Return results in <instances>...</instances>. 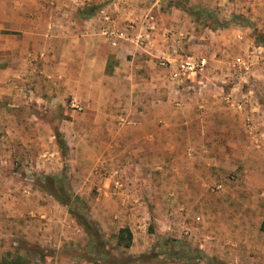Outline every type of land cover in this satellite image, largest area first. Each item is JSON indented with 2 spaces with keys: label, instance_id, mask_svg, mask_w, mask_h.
Returning a JSON list of instances; mask_svg holds the SVG:
<instances>
[{
  "label": "rangeland",
  "instance_id": "374dc122",
  "mask_svg": "<svg viewBox=\"0 0 264 264\" xmlns=\"http://www.w3.org/2000/svg\"><path fill=\"white\" fill-rule=\"evenodd\" d=\"M14 10L19 11L16 22L21 28L36 26L38 33L32 63L36 65L31 66V74L28 65L22 67L23 80L31 77V83L23 81L24 90L17 98L21 103L13 107L15 120L10 126H40L41 133L48 135L53 129L47 147H39L52 155V175L37 182L53 188L55 199L67 203L64 208L70 219L90 234L92 250L104 255V264H264L260 231L264 220V0H0V14ZM30 15L35 19L30 21ZM106 16L128 38H137L138 47L150 48L151 55L126 54L131 58L128 70L133 68L137 75L143 69L136 66L147 59L167 77L170 66L182 60H206L200 79L208 82L207 90L218 101L214 118L206 124L220 126L212 132L227 136L231 155L226 158L224 149L213 150L206 196L209 209L190 213L198 218L192 227L177 226V210L161 209L167 197L151 192L149 182L129 180L144 169L127 166V147L116 142L118 135L111 143L110 130L115 126H94L93 115L84 119L83 108L69 107L71 100L79 102L88 90L100 94L101 87L111 82H79L76 66L69 76L67 37L62 33L80 26L99 33L107 26ZM89 41L90 47L101 44V55H106L103 39ZM162 60L169 62L166 68L159 65ZM127 82L128 88L139 89L136 81ZM28 91L39 99H30ZM53 92L61 97L47 100ZM228 93L247 100L244 112L225 107L223 95ZM244 126H254L252 133H246ZM171 128L175 132L166 133V137L171 133L167 141L176 144L177 126ZM206 218L213 237L209 242L202 236ZM83 222L89 224L88 231ZM128 226L135 227L133 241L130 248H123L117 244L118 230ZM22 246L29 249L25 241ZM86 248L82 255L96 259ZM23 261L31 262L25 257Z\"/></svg>",
  "mask_w": 264,
  "mask_h": 264
},
{
  "label": "crops",
  "instance_id": "0c3cea01",
  "mask_svg": "<svg viewBox=\"0 0 264 264\" xmlns=\"http://www.w3.org/2000/svg\"><path fill=\"white\" fill-rule=\"evenodd\" d=\"M18 17V10L0 14L3 20L0 24V264H104L101 260L104 255L92 250L89 235L70 219L64 208L67 203L55 199L53 188L37 182L52 175L49 173L53 169L50 168L52 155L40 152L39 147H47L53 129L48 135L41 133L40 126H10L15 120L13 107L21 103L17 98L24 90L23 81L31 83L32 79L23 80L25 70L22 67L28 65L31 74V66L36 65L32 63L37 28H21L16 22ZM27 17L30 21L35 19L31 15ZM112 23L111 20L103 22L122 31ZM62 35L67 37L64 51L69 76L76 66L81 76L79 82L99 85L104 80L111 82L109 87H101L100 94L88 90L86 95L79 96L82 117L86 119L93 115L94 126H115L110 130L111 143L118 135L120 139H115L116 142L127 147L124 155L127 166L144 169L142 173L130 175L129 180L133 184L149 182L151 192L155 190L157 195L166 196L161 209L177 210V226L181 230L196 225L198 218L190 213L208 212L209 209L206 196L209 195L207 184L212 170L209 165L215 156L213 150L224 149L226 158L231 155L226 148L227 136L212 132L220 126H207L210 118L215 116L218 103L207 90L208 82L199 77L193 82L181 83L162 75L151 59L136 66L142 67L141 75L134 73L133 68L128 70L131 58L126 54L133 58L137 51L151 55L148 46L138 47L137 38L105 37L101 30L96 33L95 28L90 30L84 26L71 28ZM91 38L98 42L104 40L105 56L101 55V44L90 47ZM130 43H134L132 49ZM48 77L56 80L54 75ZM128 80L136 81L139 89L128 88ZM161 85L166 90L161 89ZM29 94L30 99H39L37 95ZM59 95L55 96L53 92L47 100H58ZM171 126H177L176 144L167 141L175 132ZM253 128L244 126L245 132L249 133ZM168 132L171 133L166 137ZM202 223L205 228L203 240L212 241L211 222L206 218ZM133 228L128 226L131 234ZM80 231H83L82 235L78 234ZM188 232L185 231V235ZM23 241L29 244V249L23 248ZM85 246L92 255H97L96 259L83 256ZM23 257L31 262L25 263Z\"/></svg>",
  "mask_w": 264,
  "mask_h": 264
},
{
  "label": "built area",
  "instance_id": "2783aa9c",
  "mask_svg": "<svg viewBox=\"0 0 264 264\" xmlns=\"http://www.w3.org/2000/svg\"><path fill=\"white\" fill-rule=\"evenodd\" d=\"M105 20H110V18L106 16ZM101 32L105 37L116 36L120 39L128 38L125 31H116L110 25L104 27ZM167 63L169 65V62H167V60H162L159 65L162 68H166ZM170 69V77L172 79H176L181 83H188L193 82V80H196L198 77H202L206 72L207 64L204 58L198 60L187 58L186 60H182L178 65L176 64L174 67L170 66ZM246 102L247 100L245 98L237 99L229 93L223 95V103L228 110L242 113L246 108ZM69 107L74 111H82V106L75 100L70 101Z\"/></svg>",
  "mask_w": 264,
  "mask_h": 264
},
{
  "label": "trees",
  "instance_id": "16d2710c",
  "mask_svg": "<svg viewBox=\"0 0 264 264\" xmlns=\"http://www.w3.org/2000/svg\"><path fill=\"white\" fill-rule=\"evenodd\" d=\"M66 203V202H63ZM83 226H85V229L88 231L90 226L87 224V222L82 223ZM260 231L264 233V220L261 223ZM90 235V234H89ZM117 244L119 246H122L123 248H129L132 243V234L128 228H122L119 230L118 236H117ZM145 256H140L139 258H143Z\"/></svg>",
  "mask_w": 264,
  "mask_h": 264
}]
</instances>
